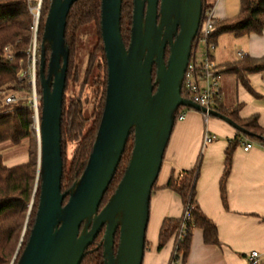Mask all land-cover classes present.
Returning a JSON list of instances; mask_svg holds the SVG:
<instances>
[{"label":"water","instance_id":"1","mask_svg":"<svg viewBox=\"0 0 264 264\" xmlns=\"http://www.w3.org/2000/svg\"><path fill=\"white\" fill-rule=\"evenodd\" d=\"M76 1L51 0L44 21L39 46L41 98L34 189L39 180L38 203L16 264H80L101 229L104 264H142L149 200L175 113L179 107L206 112L181 96V80L199 27L202 0H132L127 46L120 33L122 0H101L104 106L86 166L70 189L62 192L60 121L69 55L64 31L67 14ZM45 45L50 50L47 61ZM207 113L249 134L218 111L209 109ZM131 131L128 163L114 192L99 208Z\"/></svg>","mask_w":264,"mask_h":264},{"label":"trees","instance_id":"2","mask_svg":"<svg viewBox=\"0 0 264 264\" xmlns=\"http://www.w3.org/2000/svg\"><path fill=\"white\" fill-rule=\"evenodd\" d=\"M51 0H41L38 27L36 31L37 48L35 52V85L36 91L41 92L39 86L38 69L40 55V41L43 33L45 17ZM205 0H202V4ZM237 13L229 18L215 21L214 31L210 40L214 43L217 35L228 33L235 37L250 34L260 35L264 31V0H238ZM100 3L101 0H77L67 14L64 31L65 45L69 55L66 71V88L72 89L77 83L80 88L76 94L65 100L63 94L62 113L60 121V147L63 161L61 176V191L70 189L82 174L93 142L96 137L101 118L106 91V60L103 43L100 36ZM31 0H0V144L10 143L19 145L28 140L27 159L24 162L7 165L0 154V264H16L32 227L38 203L39 185L36 190L38 147L32 133V108L26 99L5 105L3 99L9 92L23 93L26 97L30 93V75L19 77L22 66L28 62L33 39V17L29 6ZM132 0H122L120 33L123 43L129 41L128 26H131ZM86 35L87 48L84 58L79 55L80 36ZM8 47L13 54L12 60L3 57V49ZM196 47L193 41L192 49ZM49 47L45 45V60L49 56ZM28 58V59H27ZM23 62V64L20 63ZM30 65V64H29ZM227 70L235 72L241 82L250 89L244 73L264 71V56L260 58L242 57L238 61L225 65ZM220 72L223 69L218 66ZM89 87L90 97L82 100L83 89ZM181 96H188L181 90ZM85 103H88L86 105ZM185 107H179L175 113V121ZM239 107L224 109L218 103L215 110L230 118L249 134L238 131L226 149V159L221 183L224 184L229 171L231 152L240 144L239 137L243 136L264 146V128L258 124L256 115L240 119L237 115ZM258 137H261L260 139ZM74 149L69 159L66 156L67 145ZM133 146L131 131L115 171L107 187L99 208L103 207L114 192L128 163ZM198 168L185 170L177 175H171L166 187L176 193L183 203L184 210L189 211L191 219L186 225V235L177 242L175 257L180 258V264H185L190 248L193 228H200L206 244L218 245V232L215 224L200 210L196 202L195 182ZM224 186L222 185V191ZM155 190V184L152 192ZM67 197L64 199V202ZM182 217L178 219H163L159 234L157 250L178 235ZM103 229L85 250L80 264H104L102 255ZM118 235H115V244ZM264 264V261L261 262Z\"/></svg>","mask_w":264,"mask_h":264},{"label":"crops","instance_id":"3","mask_svg":"<svg viewBox=\"0 0 264 264\" xmlns=\"http://www.w3.org/2000/svg\"><path fill=\"white\" fill-rule=\"evenodd\" d=\"M31 1L35 4L38 0ZM216 17L217 20L229 18L225 0L217 4ZM214 44L212 60L223 68L218 104L230 110L239 107L240 119L256 115L258 124L264 128V71L243 74L248 89L225 66L242 57H263L264 31L260 35L240 37L222 33L215 37ZM183 112V118L174 122L155 190L151 192L142 264H169L175 239L170 238L158 251L159 229L163 219L180 218L184 207L181 198L166 183L172 174L196 167V202L215 224L220 243L206 244L202 230L193 228L185 264H245L249 252H264V146L239 137L240 144L231 152L229 171L222 184L226 149L238 131L218 117L204 118L199 111L188 108ZM206 134L214 137L212 141L204 143ZM245 142L252 143L247 151L243 150Z\"/></svg>","mask_w":264,"mask_h":264},{"label":"built area","instance_id":"4","mask_svg":"<svg viewBox=\"0 0 264 264\" xmlns=\"http://www.w3.org/2000/svg\"><path fill=\"white\" fill-rule=\"evenodd\" d=\"M221 0H205L202 4V11L200 16L199 27L196 36L193 41H196V47L191 50L183 78L181 80V90L185 92L194 103L200 107L205 108V113H202L204 118L209 115L207 111L214 109L220 99V70L218 66L213 62L211 53L215 48V44L210 40L211 34L214 31L216 17V7ZM41 0H38L35 4L29 6L30 13L33 17V39L30 48V79L29 84L31 86L30 93L25 99L32 108V129H35L38 135L39 126V114H40V98L41 95L36 91L35 86V52L37 48L36 31L38 27L39 14H40ZM202 45L203 49L200 55L197 54L198 45ZM239 57H242V53H238ZM3 57L6 60H12L13 54L8 47L3 49ZM18 100L15 94H8L4 97L3 103L5 105L14 103ZM184 112L181 111L176 120L182 119ZM214 137L208 134L204 137V143L212 141ZM252 147L251 142L243 143V150L247 151ZM182 221L178 235L175 237V245L169 264H180V258L175 257V249L177 242L186 235V225L190 221L191 216L189 211L184 210L182 214ZM264 261V252L253 250L248 253L245 264H261Z\"/></svg>","mask_w":264,"mask_h":264},{"label":"rangeland","instance_id":"5","mask_svg":"<svg viewBox=\"0 0 264 264\" xmlns=\"http://www.w3.org/2000/svg\"><path fill=\"white\" fill-rule=\"evenodd\" d=\"M32 4H34V3H32ZM238 8H239L238 0H225V10H226L227 17L234 16L237 13ZM128 29H130V24L128 26ZM79 43H80V48H81L79 51V55L81 57L84 56V58H85L86 48H87V37L85 34L80 36ZM202 49H203V46L199 44L197 47V54L198 55H200V53L202 52ZM35 62H36V58H35ZM20 63L23 64L22 61H20ZM29 64L27 62L25 64V66L24 65L22 66V68L18 74L20 78L27 77L28 72L30 74L31 67ZM34 70H35V66H34ZM78 86L79 85L77 83H75V84H73L72 89L66 88V90H65V100L66 101L68 100L70 95L76 94L77 91L80 90V88ZM90 90L91 89L89 87L83 89L82 100L90 97ZM9 94H15L18 99H25V97H26V95L23 93L9 92ZM85 104L88 105V103H85ZM184 109H187V108H184ZM32 133H33V135L37 141L38 138H37V133H36L35 129H32ZM37 147H38V142H37ZM27 149H28V140L27 139L23 140L19 145H11L10 143L0 144V154H1L2 160L7 165H14V164L24 162L27 159ZM73 149H74L73 145H71V144L67 145V148H66L67 159H69L71 157ZM37 151H38V149H37Z\"/></svg>","mask_w":264,"mask_h":264},{"label":"flooded vegetation","instance_id":"6","mask_svg":"<svg viewBox=\"0 0 264 264\" xmlns=\"http://www.w3.org/2000/svg\"><path fill=\"white\" fill-rule=\"evenodd\" d=\"M129 40H130V32H129ZM128 44H129V41H128V43L125 46H127ZM167 54H168V47L166 46V48H165V58H166ZM154 72H155V65H152V79H154ZM155 88H156V86H154L153 92L155 91ZM116 245H117V243L115 244L114 250L116 248Z\"/></svg>","mask_w":264,"mask_h":264}]
</instances>
